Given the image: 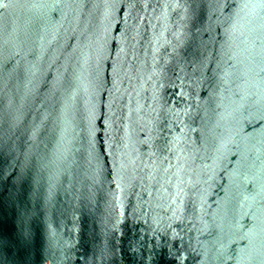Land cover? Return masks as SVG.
Returning a JSON list of instances; mask_svg holds the SVG:
<instances>
[{"label":"water","instance_id":"95a60500","mask_svg":"<svg viewBox=\"0 0 264 264\" xmlns=\"http://www.w3.org/2000/svg\"><path fill=\"white\" fill-rule=\"evenodd\" d=\"M0 264H264V0H0Z\"/></svg>","mask_w":264,"mask_h":264}]
</instances>
